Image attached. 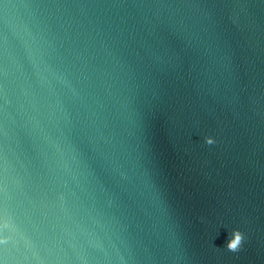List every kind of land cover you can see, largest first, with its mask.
<instances>
[{"label":"water","instance_id":"water-1","mask_svg":"<svg viewBox=\"0 0 264 264\" xmlns=\"http://www.w3.org/2000/svg\"><path fill=\"white\" fill-rule=\"evenodd\" d=\"M0 264H264V0H0Z\"/></svg>","mask_w":264,"mask_h":264},{"label":"clouds","instance_id":"clouds-1","mask_svg":"<svg viewBox=\"0 0 264 264\" xmlns=\"http://www.w3.org/2000/svg\"><path fill=\"white\" fill-rule=\"evenodd\" d=\"M206 142L208 144L214 143V141L210 138L207 139ZM242 240H243V235L238 230L234 231L232 234V238L227 242L226 245L227 249L233 252L237 251L241 246Z\"/></svg>","mask_w":264,"mask_h":264}]
</instances>
